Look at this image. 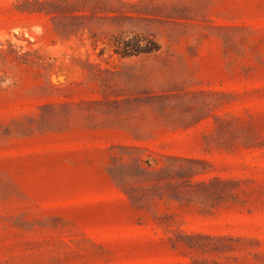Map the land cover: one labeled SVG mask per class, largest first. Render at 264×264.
Listing matches in <instances>:
<instances>
[{"label": "rangeland", "instance_id": "rangeland-1", "mask_svg": "<svg viewBox=\"0 0 264 264\" xmlns=\"http://www.w3.org/2000/svg\"><path fill=\"white\" fill-rule=\"evenodd\" d=\"M27 1L0 0V264H264V0ZM120 146L221 198L132 201Z\"/></svg>", "mask_w": 264, "mask_h": 264}, {"label": "trees", "instance_id": "trees-1", "mask_svg": "<svg viewBox=\"0 0 264 264\" xmlns=\"http://www.w3.org/2000/svg\"><path fill=\"white\" fill-rule=\"evenodd\" d=\"M74 4H77V0H33L24 2L19 11L29 14L44 13L57 18L59 14L74 11ZM120 55L129 56L125 52ZM119 148L122 152L111 156L109 171L116 184L132 201L196 197L207 203V200L216 201L221 198L219 181L193 180L195 175L203 173L202 169L195 168L196 164L202 163L198 160L164 156L163 163H158L151 157L146 160L134 157V149L131 147Z\"/></svg>", "mask_w": 264, "mask_h": 264}]
</instances>
